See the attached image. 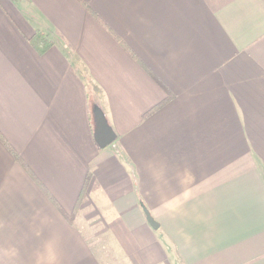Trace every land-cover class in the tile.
<instances>
[{
	"label": "crops",
	"instance_id": "crops-1",
	"mask_svg": "<svg viewBox=\"0 0 264 264\" xmlns=\"http://www.w3.org/2000/svg\"><path fill=\"white\" fill-rule=\"evenodd\" d=\"M0 264H264V0H0Z\"/></svg>",
	"mask_w": 264,
	"mask_h": 264
},
{
	"label": "water",
	"instance_id": "water-1",
	"mask_svg": "<svg viewBox=\"0 0 264 264\" xmlns=\"http://www.w3.org/2000/svg\"><path fill=\"white\" fill-rule=\"evenodd\" d=\"M94 119L96 125L95 139L100 147H104L113 140L114 134L111 131L110 127L107 125L101 112H94Z\"/></svg>",
	"mask_w": 264,
	"mask_h": 264
},
{
	"label": "clouds",
	"instance_id": "clouds-1",
	"mask_svg": "<svg viewBox=\"0 0 264 264\" xmlns=\"http://www.w3.org/2000/svg\"><path fill=\"white\" fill-rule=\"evenodd\" d=\"M5 254L10 255V256H14V255H16V250L14 248L10 249V250H5Z\"/></svg>",
	"mask_w": 264,
	"mask_h": 264
},
{
	"label": "trees",
	"instance_id": "trees-1",
	"mask_svg": "<svg viewBox=\"0 0 264 264\" xmlns=\"http://www.w3.org/2000/svg\"><path fill=\"white\" fill-rule=\"evenodd\" d=\"M37 36H41L40 34H38ZM48 46V45H47ZM46 45H42V46H40V48H38L39 49V51H44V49L47 47ZM124 46V45H123ZM124 48L126 49V50H128L127 48H126V46H124ZM129 51V50H128ZM130 54H132L131 52H129ZM133 55V54H132ZM133 57H134V55H133Z\"/></svg>",
	"mask_w": 264,
	"mask_h": 264
}]
</instances>
